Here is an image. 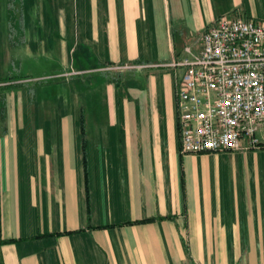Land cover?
<instances>
[{
    "label": "crops",
    "instance_id": "0c3cea01",
    "mask_svg": "<svg viewBox=\"0 0 264 264\" xmlns=\"http://www.w3.org/2000/svg\"><path fill=\"white\" fill-rule=\"evenodd\" d=\"M221 16L264 0H0V264H264V148L180 152Z\"/></svg>",
    "mask_w": 264,
    "mask_h": 264
},
{
    "label": "built area",
    "instance_id": "2783aa9c",
    "mask_svg": "<svg viewBox=\"0 0 264 264\" xmlns=\"http://www.w3.org/2000/svg\"><path fill=\"white\" fill-rule=\"evenodd\" d=\"M182 68L176 91L181 153L264 148V19L221 16Z\"/></svg>",
    "mask_w": 264,
    "mask_h": 264
},
{
    "label": "rangeland",
    "instance_id": "374dc122",
    "mask_svg": "<svg viewBox=\"0 0 264 264\" xmlns=\"http://www.w3.org/2000/svg\"><path fill=\"white\" fill-rule=\"evenodd\" d=\"M28 22H29V24L30 23H33V25L34 24L37 25V20H35V19H32V20L28 19ZM10 24H11L10 30H20L19 23H18V21L16 19H13L12 18V20H10ZM40 24H41V21H40ZM29 28H31V30H34L33 27H30L29 26ZM40 63H41V65H38ZM46 64L47 63H45V61L43 60V58L37 60V65H35V66L32 67V69L30 70L29 75L30 74L31 75H34V76L40 75L42 73V71H44V72H50V68H49L50 66H44ZM35 119L33 118V122H37Z\"/></svg>",
    "mask_w": 264,
    "mask_h": 264
}]
</instances>
